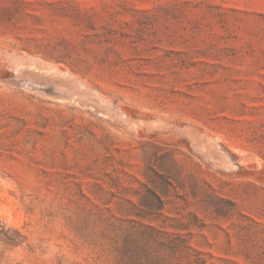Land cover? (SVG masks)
Wrapping results in <instances>:
<instances>
[{
    "label": "rangeland",
    "instance_id": "1",
    "mask_svg": "<svg viewBox=\"0 0 264 264\" xmlns=\"http://www.w3.org/2000/svg\"><path fill=\"white\" fill-rule=\"evenodd\" d=\"M0 264H264V0H0Z\"/></svg>",
    "mask_w": 264,
    "mask_h": 264
}]
</instances>
